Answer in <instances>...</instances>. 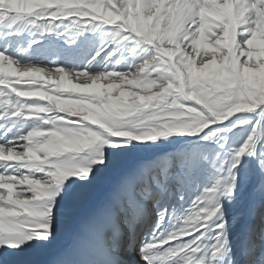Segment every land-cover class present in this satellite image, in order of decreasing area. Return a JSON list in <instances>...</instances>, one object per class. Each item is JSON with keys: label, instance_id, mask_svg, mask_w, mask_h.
Here are the masks:
<instances>
[{"label": "snow or ice", "instance_id": "obj_1", "mask_svg": "<svg viewBox=\"0 0 264 264\" xmlns=\"http://www.w3.org/2000/svg\"><path fill=\"white\" fill-rule=\"evenodd\" d=\"M0 264H264V0H0Z\"/></svg>", "mask_w": 264, "mask_h": 264}, {"label": "rangeland", "instance_id": "obj_2", "mask_svg": "<svg viewBox=\"0 0 264 264\" xmlns=\"http://www.w3.org/2000/svg\"><path fill=\"white\" fill-rule=\"evenodd\" d=\"M101 194H102V191H101Z\"/></svg>", "mask_w": 264, "mask_h": 264}]
</instances>
